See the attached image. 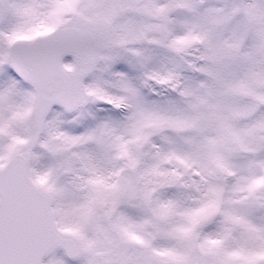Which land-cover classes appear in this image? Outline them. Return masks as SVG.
<instances>
[{"label":"snow or ice","instance_id":"snow-or-ice-1","mask_svg":"<svg viewBox=\"0 0 264 264\" xmlns=\"http://www.w3.org/2000/svg\"><path fill=\"white\" fill-rule=\"evenodd\" d=\"M0 264H264V0H0Z\"/></svg>","mask_w":264,"mask_h":264}]
</instances>
